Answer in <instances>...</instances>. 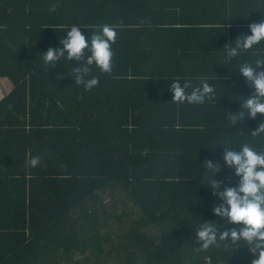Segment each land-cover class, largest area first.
<instances>
[{"label": "trees", "instance_id": "obj_1", "mask_svg": "<svg viewBox=\"0 0 264 264\" xmlns=\"http://www.w3.org/2000/svg\"><path fill=\"white\" fill-rule=\"evenodd\" d=\"M262 20L264 0H107V23L120 25L107 73V264H252L258 255L243 241L194 248L201 223L220 225L218 235L234 227L213 214L221 201L205 161L221 165L219 191L239 180L224 148L264 150V135L251 136L264 115L228 118L253 91L239 67L264 44L225 61ZM101 23L105 0H0V80L11 85L0 97V264H105V73L90 65L99 84L85 91L73 75L83 61L46 69L41 57L72 26L90 39ZM201 79L213 100L171 101L174 81Z\"/></svg>", "mask_w": 264, "mask_h": 264}, {"label": "clouds", "instance_id": "obj_2", "mask_svg": "<svg viewBox=\"0 0 264 264\" xmlns=\"http://www.w3.org/2000/svg\"><path fill=\"white\" fill-rule=\"evenodd\" d=\"M119 27L120 25L110 23L94 25L89 39L77 26H72L60 40L59 47H50L41 56L46 69L55 68L61 58H66L67 61H83L82 66L73 68V75L77 85H82L85 91H90L99 84L98 77L87 78L90 65L95 64L101 73L112 72L115 56L112 46L116 43ZM248 27L250 35L238 36L235 46L226 48V62L257 45L264 44V20ZM238 72L253 91L241 103L239 112L228 113L231 125H235L245 114L251 119H255L258 113L264 115V54L258 56L254 63L241 64ZM170 91L171 101L177 104H203L205 100H213L215 97V89L205 79H201L197 86H193L189 81H185L181 86L179 81H174ZM261 135H264V122L251 131L252 137ZM40 159L39 156L30 157L26 166L34 168L40 163ZM223 163L227 168L234 170L233 174L239 177V180L234 186H226L219 191L217 189L220 188L221 182L213 177L220 172L221 165L212 160L205 161L203 165L208 187L221 201L213 207V214L226 218L234 227L221 231L218 235L220 225L215 222L201 223L196 232V243L199 247L194 248V251H207L210 246H219L221 241L236 246L238 242L243 241L258 253L252 264H264V150L258 151L247 142L243 143L238 151L224 148Z\"/></svg>", "mask_w": 264, "mask_h": 264}, {"label": "rangeland", "instance_id": "obj_3", "mask_svg": "<svg viewBox=\"0 0 264 264\" xmlns=\"http://www.w3.org/2000/svg\"><path fill=\"white\" fill-rule=\"evenodd\" d=\"M10 83L8 81L5 80H0V97H2L6 92H8L10 90ZM123 201V200H122ZM119 203L121 204L122 207H124V203H122L121 201H119Z\"/></svg>", "mask_w": 264, "mask_h": 264}]
</instances>
